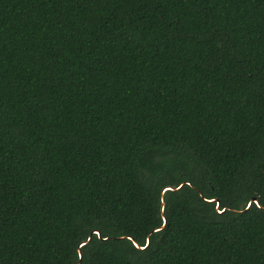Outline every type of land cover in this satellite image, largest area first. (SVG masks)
<instances>
[{
    "label": "trees",
    "instance_id": "1",
    "mask_svg": "<svg viewBox=\"0 0 264 264\" xmlns=\"http://www.w3.org/2000/svg\"><path fill=\"white\" fill-rule=\"evenodd\" d=\"M0 264H264V0H0Z\"/></svg>",
    "mask_w": 264,
    "mask_h": 264
},
{
    "label": "water",
    "instance_id": "2",
    "mask_svg": "<svg viewBox=\"0 0 264 264\" xmlns=\"http://www.w3.org/2000/svg\"><path fill=\"white\" fill-rule=\"evenodd\" d=\"M171 191H173V189H170ZM163 205H162V213L163 211H165V207H166V201H165V198H163ZM149 242V241H148Z\"/></svg>",
    "mask_w": 264,
    "mask_h": 264
},
{
    "label": "snow or ice",
    "instance_id": "3",
    "mask_svg": "<svg viewBox=\"0 0 264 264\" xmlns=\"http://www.w3.org/2000/svg\"><path fill=\"white\" fill-rule=\"evenodd\" d=\"M249 207H251V204L249 205ZM97 235H99V233H97Z\"/></svg>",
    "mask_w": 264,
    "mask_h": 264
}]
</instances>
